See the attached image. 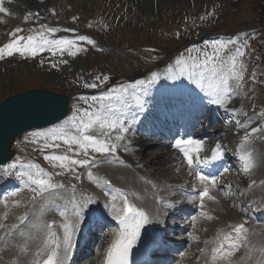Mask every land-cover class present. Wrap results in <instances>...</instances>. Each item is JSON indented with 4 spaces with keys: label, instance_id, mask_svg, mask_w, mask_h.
I'll return each mask as SVG.
<instances>
[{
    "label": "rangeland",
    "instance_id": "rangeland-1",
    "mask_svg": "<svg viewBox=\"0 0 264 264\" xmlns=\"http://www.w3.org/2000/svg\"><path fill=\"white\" fill-rule=\"evenodd\" d=\"M68 1L56 0V5L62 8V5H65ZM120 1L123 0H71L72 4H78V6L77 8L67 7L66 12L68 11L71 16L74 13H78L76 22L80 21V26H86L84 28L95 33L104 42L107 46L105 52H98L89 48L85 58L80 60L81 62H77L79 63L77 75H74V73L70 74V70L67 74L61 73L59 62L52 60L48 64L47 60L39 59L38 54L35 56L27 54L26 57H21L20 60L17 59L15 61L12 57L11 62H8L5 77L0 80V98L24 88L45 87L56 92L71 94L73 103L69 118L74 114L80 116L82 113L78 109L89 108L91 105L90 110L94 111L93 107L96 103L91 100V97H100L101 94L98 96L93 93L106 90V88H103L106 87L105 84L117 87L127 85L128 88L133 89L132 81L135 78L144 75L149 78L155 69L167 70L170 65H176L177 59H183L189 63L191 61L190 57H199L202 60L203 56L196 50L207 49V51L211 52L212 43L209 40H200V32H209L211 37L212 35L219 34L220 30L235 31L241 24L247 26L252 21L264 23V0H231V7L229 9L224 8L221 0H157V2H160V5L162 4V11L158 9L156 10L157 12L153 9V4L156 0H146L145 4L148 8L144 10V7H141L143 10L139 13L136 12V5H132V0H130V4L129 1L126 3V10L114 16V10ZM217 2H220L219 5ZM84 14H87V16H84ZM139 14H141V24L138 30L135 31L130 22L133 15L140 16ZM83 17L86 18V24L83 23ZM247 17H250V20ZM104 18H109V21L106 23L103 21ZM57 21H59V18ZM146 25H149L148 29H144ZM120 32H123V39L117 38V33ZM215 39L217 40V38ZM189 41H193V43L188 45L187 42ZM184 44L188 46L184 47ZM239 44L244 45V42ZM118 46L131 47L133 50L132 52L131 50H126L119 53ZM229 47L233 48L234 46L229 45ZM137 48L142 49V51L139 52ZM243 49L245 53H248L250 50L245 45ZM19 62H21L20 69L17 72L15 65ZM154 63L156 65L153 66ZM241 63H244V60ZM5 65H0L1 76H3L4 70L2 68ZM99 66L103 67L102 69H104L105 74L97 72L98 70H96L95 75L90 73ZM242 66L243 80L241 82L244 83V87L237 89L238 94L236 96L238 102L235 105L237 114H234L236 121L232 120L231 123L225 125V132L229 136L228 141L225 142L231 144L233 136L238 134L240 136L243 135L242 132L237 130L240 129L239 125L250 126L252 124H260L263 127L259 129H264V116L261 115L264 112V63L262 64L261 61L260 65H257L259 69L257 67L254 68L253 71L254 73L256 71L257 81L255 87L251 88L245 83L249 78L251 67L249 65L246 67ZM23 70L26 72H23ZM72 71L75 72L74 69ZM83 76H88L91 79L90 83H99L100 86L103 84V81L105 83L98 90L96 89L98 87L88 88L83 84ZM105 76L108 77L106 81L103 79ZM97 77H100V79L98 80ZM121 78H125L127 81L131 80V82L127 84L118 83ZM81 90H83L82 93L80 92ZM84 92L87 94H83ZM85 99H87V103ZM231 100L229 101L230 104ZM226 115L231 116L229 114ZM261 134H264V131L257 132V135L261 136ZM24 136L31 139L32 143H28L30 145H34L35 143L38 145L41 142V137L33 138L31 133H27ZM210 137L214 139L216 136L213 134ZM35 140L38 141L33 142ZM47 142L49 144H59L60 147L56 148V150H65L56 153V155L67 154L74 159H81L83 157L92 158L91 156L96 153L92 149H89L88 154L85 155L82 151L76 150V145L72 146L73 151H69V146L59 140L52 141L49 139ZM251 142L254 144L255 152L259 154L260 158L259 160L256 159L257 161L253 164V167L247 170L245 178L240 180V183L242 182L243 184H246L245 181L249 180L253 182L258 178L264 179V141L262 138H258L257 142H253L252 139ZM34 147L32 148L33 150L40 151V149H35ZM172 149V147H169L166 151ZM150 150H158V148ZM148 152L153 151H147L148 155L146 157H151L152 159L154 154L151 155ZM46 155L51 154L47 153ZM172 161L171 163H173ZM154 163L155 166L152 167V171H155L157 176L164 174L166 170L168 178L173 176H181L183 178L185 176L183 172L179 173L180 168L175 166V160L173 169L171 168V170H169L170 164L165 161L162 162L158 158L154 160ZM48 164L52 168L54 167L53 169L59 173L58 175L71 177L73 170L66 171V169H62L59 166L55 168L52 162ZM76 166L70 167L75 170ZM59 169L62 171H59ZM185 188L187 189L188 187L186 186ZM236 193L240 197L239 195L241 194ZM234 201V198L228 201L225 199L221 200L218 204L207 206L204 211L213 218H206V226L208 224H218L230 218L236 219L243 214L244 212H240L241 209L234 207ZM208 221L209 223H207ZM180 226L185 228L186 235H198V233L202 234L206 230V226L204 225L192 227L190 230L187 227L188 223L182 222ZM192 237L194 238V236ZM197 250L198 248L195 243H189L184 247L182 257L177 260V264H187L188 260H190L189 264H194L196 252L191 253V251ZM96 253H94V256Z\"/></svg>",
    "mask_w": 264,
    "mask_h": 264
},
{
    "label": "snow or ice",
    "instance_id": "snow-or-ice-1",
    "mask_svg": "<svg viewBox=\"0 0 264 264\" xmlns=\"http://www.w3.org/2000/svg\"><path fill=\"white\" fill-rule=\"evenodd\" d=\"M8 10L3 6V0H0V13H6ZM33 15L38 16V13H28L25 19H30ZM23 29L16 28L10 33L11 39L8 43L0 47V58L5 55L11 56L14 53L21 55L29 54L35 56L38 52L45 50L51 51L53 55L57 51L61 53L66 47L76 46L74 40L67 38L50 39V36L57 32L58 29L49 27L47 25H40L39 30H35L34 34L27 36L20 35ZM79 41H87L89 44H94L95 41L88 36L80 35L76 38ZM229 45H233L230 48ZM236 41L217 42L213 41L211 44V52L197 49L203 56L201 60L199 57H190L191 63L177 59L175 67L179 69V75H188V78L194 80L201 87L205 83L209 85L210 94L213 97L212 103L225 107L226 110L236 111L235 109H227V101L230 95H237V89L240 87V83L243 80V66H238V58L242 57L245 53L243 51L244 45L236 47ZM191 51V50H189ZM75 55V52L71 53ZM66 63V61H64ZM55 67V65H53ZM170 78L176 79L177 75L173 72V66H169ZM158 78L156 73L152 74L151 80L147 83H152ZM99 80L100 77H97ZM106 81L107 76L103 77ZM145 81H137V84H144ZM88 88H96V83H86L84 85ZM128 94V86L121 85L119 89H113L104 93L100 97L93 96L91 100L98 104V107L94 111L89 108L78 109L82 113L80 116L75 114L65 121L62 125L54 126L51 129L44 131L33 132L31 136L33 138L44 137V147H60L59 144H49L47 141H63L64 144L69 146V151H73L72 146H77V151H82L85 155L88 154V150L92 149L96 153H114L116 151V144L111 143L109 137L113 130L117 132L116 139H125L124 133H127L129 129L124 126V117L122 116L120 109L126 103V96ZM87 103V99H85ZM139 104V101H137ZM264 116V112L261 113ZM245 127V125H239ZM258 131H264V129L252 128L251 132L256 133ZM93 132L99 133V135L92 134ZM103 137V138H101ZM248 136H245V140ZM178 149L184 160L187 163V167L190 173L193 174L199 181L202 189L199 191L200 206L203 209L204 200H215L216 197L210 194V188L217 186V177L205 175L202 171L201 165H208L210 162L218 160L222 155V145L216 144L212 149L211 155H205L201 157L200 153L203 149V141L189 137L188 139H176L173 145ZM45 159L54 162V166H59L62 169L74 170L70 166L80 165L91 168L93 161L88 159H74L67 154H51L45 155ZM241 159L245 161V171L253 166L251 159V153H247L241 156ZM21 161L17 159L13 163L3 166V171L6 174H11V170L15 169L17 164ZM28 169L22 175L27 176V181L24 182L25 187L32 186V191L40 197H44L46 194L51 195L56 193V197H59L58 189L63 188V184H55L52 182L51 174L47 173L39 164L28 163L22 165ZM59 174V173H57ZM20 175V174H18ZM88 178L97 182L98 186L108 183L103 177L94 176L89 170ZM74 191V187H73ZM120 191V190H117ZM121 198L123 199V207L117 210L116 218L120 222V231L118 236L112 241L105 260V264H128V255L133 243L138 239L139 230L143 224L148 222L147 214L130 204L127 197L121 192ZM73 196L72 200L74 201ZM116 197H113L115 200ZM90 202V198L88 201ZM7 203V202H5ZM55 206L59 211L60 216L65 218V222L61 225L64 229L63 237L61 238L56 231L53 230V224L55 221L44 222L41 220L45 211L49 207ZM115 208V205H113ZM72 215L76 217V221L68 219L67 207H61L55 204V200H46L44 205L41 206L40 212L36 214V218L29 221V216L25 214L20 218L19 225H13L11 230H15L19 233V236L23 238V241L17 246L21 254L27 255L30 252V242H37V248L32 255L30 264H41L38 257L46 253L47 258L43 260V264H63V259L60 256V249L63 246L65 255L67 251L72 247V233L75 230L76 224L82 215L80 207L74 205L72 209ZM201 216H205L207 219L213 217L205 211H201ZM28 222V228L25 229L20 225ZM4 227L0 224V228ZM43 230L42 238L35 235L34 232H40ZM220 237L219 246L211 250V260L213 264L217 260H224L230 264L228 258L238 249L237 241L246 242L245 233L248 231L245 228V223H237L231 226V232H223ZM227 245V247H226ZM261 254L264 255V249H261ZM258 264H264V262H258Z\"/></svg>",
    "mask_w": 264,
    "mask_h": 264
},
{
    "label": "bare ground",
    "instance_id": "bare-ground-1",
    "mask_svg": "<svg viewBox=\"0 0 264 264\" xmlns=\"http://www.w3.org/2000/svg\"><path fill=\"white\" fill-rule=\"evenodd\" d=\"M29 7H33L34 9H38L40 7V1L36 2L35 0H27ZM33 2L36 3L33 4ZM177 76L179 75V71H175L174 72ZM170 78V76H169ZM168 79V78H166ZM179 79L181 80V86H185L188 83H193L191 85H194V88L197 90L199 89L198 84H196L194 82V80H191L188 78V75L185 74L183 76H179L176 78V80H173V83H179ZM188 79L190 81H188ZM155 83H158V80L155 81ZM147 87L149 86L148 84L146 85ZM180 85L176 86V88H179ZM209 85L206 83V88ZM174 87V86H172ZM142 95V94H141ZM233 95H230V97ZM140 99H142V97L138 96ZM229 97V98H230ZM213 99V97H212ZM205 103L203 105L204 109H202L199 113H197V115L199 117H201L202 115H204V110H205ZM209 112V111H208ZM218 127V126H217ZM255 128V127H252ZM215 131V128L213 129ZM219 137H224L223 133H219L218 135ZM192 137L197 138L198 140H202L203 137H206V134L202 133V131H193L192 132ZM144 142H146V140L144 139V137L142 136V133H136L134 136H130L129 138H127L123 144L127 145V151L122 150L121 151V159L125 160L126 162L131 163L134 167L135 166H139L141 169H139L140 171L145 170L146 168H152L153 166H155L154 160H156V158H158V160L160 161H165L168 164H170V161L173 160V156H176V154H181L180 158L183 157L182 153L179 150H173V151H166L165 148L168 146V144L162 145V146H158L159 147V151L158 150H149L150 148L148 147H152L154 146L153 143H147L149 146L147 147H143L144 145H146ZM210 142V141H209ZM123 145V146H125ZM147 151H153V152H148L149 154L153 155V158L151 159V157H147ZM157 151V152H156ZM145 157V158H144ZM120 159V160H121ZM175 160V159H174ZM158 162V161H157ZM185 164L186 161L184 160ZM110 165V167H109ZM187 166V164H186ZM99 168L102 171H107V174L112 175L113 172H110L111 170L114 171L115 169V176L114 178L119 177L120 179L117 180V183L112 182V184H117L119 185V189L120 192L123 193V195L129 194L131 197H140L142 199V201H145L143 198H147V196H145L143 190H140L138 185H136V183L133 180V176H131L129 173L126 172V170H124L122 167H119L118 162H110L109 163H103L99 165ZM169 170H171V168L169 167ZM168 170V171H169ZM166 172L163 175H166ZM157 175L155 173V171H152L150 173V176H154ZM174 180V179H172ZM171 180V181H172ZM85 181H88L89 187H80L78 189V192L80 195L85 196V204L87 206H98L101 202H100V197H105L108 198L110 196L109 193L105 192V191H99L98 188L96 187L95 183L89 179H85ZM153 183L152 186L155 185V182H151ZM124 185H127L128 189H122V186L125 187ZM212 194V192H211ZM102 195V196H101ZM50 196V195H48ZM46 196V197H48ZM60 198L55 197V204L57 205H63L65 202H67L66 200V194H63L61 192V194L59 195ZM90 198V202H86L88 201ZM104 199V198H103ZM138 203V202H137ZM12 211H15L16 218L18 219V217H22V212L24 211L23 208H14ZM49 213H52L53 216H55V223L53 226V229H58L60 232V237H63L64 234V230L60 229L59 227H61V225L65 222V218L60 216L58 217L57 215L59 214V212H57V209L55 208V206H51L48 208V212L44 213V217H41V220H44L45 216H47V220L50 218ZM60 215V214H59ZM8 218V217H7ZM36 217H34L35 219ZM33 219V220H34ZM69 220H71V217H68ZM153 218L152 217H148V222L143 224L142 228V232L139 234L138 239L135 241V246H142L147 242L148 236H149V232H150V227H151V220ZM8 219H6V223H8ZM60 221V224L58 223ZM209 223V221L207 222ZM192 221L190 222V226H192ZM209 225V224H208ZM252 230V231H250ZM219 232H221V229H218ZM224 231V230H223ZM225 232H231L228 229ZM76 232L72 233V242L74 240V237ZM19 234V233H18ZM35 235L39 236L42 238L43 236V230H41L40 232H34ZM118 232L116 231L113 235H111L109 237V239H107V242L105 243V248L107 246L110 245L111 240L116 238L118 236ZM246 242H242V247L238 248L236 251L233 252V254L228 258V261H230V264H258V262H264V255L261 254V249H264V226L261 227H253L251 229H249L246 233ZM220 237L221 235H214L212 236L211 239H209L207 242L209 244V246L206 245L204 252L202 253V256L199 260L198 263L196 264H213L212 260H211V250L215 247L219 246V242H220ZM23 240V238H22ZM94 240V239H92ZM11 241L12 238H11ZM9 241V242H11ZM75 241V240H74ZM187 241V242H186ZM189 241H191L189 239V237H186L185 242L188 243ZM9 242H6L2 244V248H1V253L2 255H0V264H30V261L32 259V255L33 253H35L36 248H37V242H30V252L25 255V254H21L19 251V248H17V246L15 245V247H12V243L10 244ZM238 242V241H237ZM227 247V245H226ZM100 248V247H99ZM5 254H9L11 256V258H7L5 256ZM60 256H63V260H65L67 262V256H68V251L67 254L65 255V250L63 248V246L60 249ZM40 257H38L39 259ZM96 264V263H93ZM215 264H228V262L224 261V260H217L215 262Z\"/></svg>",
    "mask_w": 264,
    "mask_h": 264
},
{
    "label": "water",
    "instance_id": "water-1",
    "mask_svg": "<svg viewBox=\"0 0 264 264\" xmlns=\"http://www.w3.org/2000/svg\"><path fill=\"white\" fill-rule=\"evenodd\" d=\"M67 98L49 91H31L0 105V164L9 159L7 145L14 134L45 126L61 119L67 111Z\"/></svg>",
    "mask_w": 264,
    "mask_h": 264
}]
</instances>
